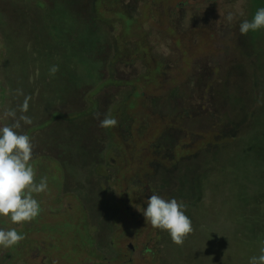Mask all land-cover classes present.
<instances>
[{
    "label": "rangeland",
    "instance_id": "374dc122",
    "mask_svg": "<svg viewBox=\"0 0 264 264\" xmlns=\"http://www.w3.org/2000/svg\"><path fill=\"white\" fill-rule=\"evenodd\" d=\"M90 2L0 0V84L6 92H0L6 96L0 106L2 126L12 123L3 117L8 109L31 118L30 125L21 122L17 131L28 135L33 145L35 182L47 177L48 184L45 192L33 194L41 212L31 222L15 225L0 216V229L15 228L24 237L11 248L0 246V264H204L201 252L190 249L196 241L193 224L202 218L197 208H185L193 231L184 252L176 250L166 231L147 225L142 211L152 194L186 204L195 203L201 193V205L208 206L211 198L202 181L193 196L194 190L180 191L178 179L202 157L204 169L199 172L209 175L207 181L216 180L218 174L210 177L209 148L232 144L241 134L229 123L237 111L225 114L219 108L221 114L213 115L210 123L205 112L198 115L203 99L192 108L182 98L175 112L168 106L176 107L179 99L168 93L191 88L202 75L208 88L218 90L227 82L237 96L240 90L246 94L259 69L231 48L235 38L228 28L241 24L242 14L235 11L239 4L144 0L132 3L139 15L132 21L120 9L125 1L96 0L94 16L106 23L105 30L90 14ZM176 2L187 3L185 23L183 18L177 27L169 24L168 15ZM253 5L250 2V12ZM192 13L196 24L188 22ZM208 13L207 18L198 17ZM230 13L234 19L229 23ZM148 24L166 33L169 47L162 58L154 57L149 47ZM261 30L256 40L264 43ZM53 65L59 69L55 75L49 72ZM228 67L232 76L226 79L223 70ZM261 74L264 85V70ZM261 96L264 99V86ZM25 97H31L29 108L20 113ZM109 114L118 125L103 129L100 121ZM226 152L221 148V154ZM94 201L98 208L88 210ZM255 205L261 210L247 213L258 234L264 229V212L259 202ZM194 215H199L196 220ZM93 223L99 225L95 245ZM202 225L208 227L210 221L203 218Z\"/></svg>",
    "mask_w": 264,
    "mask_h": 264
},
{
    "label": "trees",
    "instance_id": "16d2710c",
    "mask_svg": "<svg viewBox=\"0 0 264 264\" xmlns=\"http://www.w3.org/2000/svg\"><path fill=\"white\" fill-rule=\"evenodd\" d=\"M95 1L91 0L88 7L91 11L90 14L95 19H98L94 16ZM122 1H125V4L120 8L121 11L126 17L134 21L139 15L135 4L132 3L144 2V0ZM250 2L254 4L252 6L254 11L252 12L248 9ZM236 3L239 6L235 7V11L242 14L241 23L245 20L251 21L256 11L264 8V0H236ZM185 5H187L186 2L171 3L168 14L171 26L177 27L179 24L181 26L183 18L185 23L186 18L183 17V6L185 7ZM195 15L194 13L191 14V17L188 19L189 23H198V18ZM209 15L208 13L204 15L205 17L199 15L198 17L204 19ZM98 21L104 25L105 30L108 29L106 23L101 22L99 19ZM228 32L234 34L235 39L231 45L233 52L237 55L243 54L245 57L250 58L251 63L255 64L259 69L253 75V78L250 79L251 86L248 87L246 94L240 90L241 92L237 96L236 93L238 91L234 94L232 92L233 88L227 82L218 90L208 88L206 86L207 78L206 76L202 77V75L201 77H195L191 88L183 87L180 91L178 88H173L168 93L169 98L176 96L179 99L178 102L176 101V107L174 104H169L168 106L170 110L175 112L178 111L177 106L183 104L182 98L192 108L196 100L203 99V110L198 112V115H201V112H205L211 121L210 123L213 122L211 119L213 115L221 114L219 108L224 110L225 114L234 108L237 111V113L232 112L236 119L232 117L234 121H230L229 123H235L241 134H237V139L232 144L227 142L225 147H221L219 143L211 145L213 149L209 148L210 152H212V173L210 177H216L218 174L217 178H221V180H217L216 178V180L207 181V176L209 175L205 176L203 171L199 172V169H204L205 160L202 157L195 158V162L192 161V165L188 171L186 170L187 166H185V176L178 179L180 191L184 188H187L188 192L194 190L191 193L193 196L195 193H198L197 191L202 189V184H200L202 181L204 186H206L204 193L211 198L206 202L208 206L205 204L201 205V193L200 196H197L199 198L195 199V203H183L187 208L191 207V210L197 208L202 213V218L198 219L200 223L195 221V224H193L194 229H196L193 235L196 241L195 245L190 249L192 253L194 251L195 253L201 252L199 256L205 261L204 264H249L250 258L259 256L260 249L264 247V229L256 234L248 222L249 216L247 213L248 209H256L255 211L259 212L260 208L255 205L258 202L261 204L262 211L264 212V146L262 145V142H264V99L261 96L264 85L260 80L263 78L261 73L264 70V43L263 40H256L260 38L262 30L250 31L246 36L240 34L239 27H234L232 30L228 28ZM146 33L150 40L149 47L153 48L152 50L155 52L154 57H164L169 47L165 31L157 30L152 24H148ZM168 52L170 51L168 50ZM172 56L169 53L168 57L171 58ZM232 67L235 68L237 65ZM232 67L224 68L223 73L226 79L232 76ZM96 68L97 66H93V71L96 72ZM204 68V66L200 67V69ZM2 91L6 94L3 86L0 84V92ZM203 91L204 93L208 91L209 95L202 98ZM5 98L6 96L0 94V106L3 104ZM197 106L199 107V105ZM188 110L190 109L184 110V114H187ZM3 120L0 117V126H2ZM239 130L238 133L240 132ZM221 148H226L227 152L225 155L220 153ZM198 174L200 175L199 179L197 178ZM204 176L205 178H203ZM191 187L192 189H190ZM206 208L207 210L205 211ZM100 210L101 207L99 208ZM198 216L194 215L192 217L193 220H196ZM203 218H207L210 221L208 227L202 225ZM198 232L200 235H198ZM187 241L188 237L182 246L176 245V250H183L184 252L188 246ZM196 243L199 247H195ZM194 247L196 250L193 249Z\"/></svg>",
    "mask_w": 264,
    "mask_h": 264
},
{
    "label": "clouds",
    "instance_id": "9594fccd",
    "mask_svg": "<svg viewBox=\"0 0 264 264\" xmlns=\"http://www.w3.org/2000/svg\"><path fill=\"white\" fill-rule=\"evenodd\" d=\"M234 16H227L228 22H232ZM264 28V8L255 13L251 21L245 20L239 26L241 35L246 36L250 31L255 32ZM58 66L53 65L49 72L55 75ZM22 94V93H21ZM31 97H25L20 106V113H26ZM5 119L11 118L12 123L0 126V216L10 218L15 225L31 222L41 212L38 201L33 194L43 193L47 190V177L35 182V173L30 161L33 158V145L30 137L21 134V122L30 125L32 120L26 115L17 116L16 110L8 109L3 112ZM118 121L111 115H106L100 121L103 129L116 127ZM146 209L142 214L146 224L153 229L166 231L172 242L182 246L193 231L192 222L185 214L186 206L176 199L166 200L158 194H152L145 202ZM24 237L18 234L15 228L9 230L0 229V246L11 248L22 241ZM249 264H264V247L260 249L259 256L250 258Z\"/></svg>",
    "mask_w": 264,
    "mask_h": 264
},
{
    "label": "flooded vegetation",
    "instance_id": "af4514ba",
    "mask_svg": "<svg viewBox=\"0 0 264 264\" xmlns=\"http://www.w3.org/2000/svg\"><path fill=\"white\" fill-rule=\"evenodd\" d=\"M97 198H98V197H97ZM97 198H96V196H93L92 200L97 199ZM97 204H98V202L95 203V201H94V203H93L94 206H90V207L88 208V210L91 211L92 208H93V209L98 208V207H97V206H98ZM95 205H97V206L95 207ZM98 210H99V209H98ZM96 213H98V211H97ZM93 226H94V227L92 228V230H93L94 234H93L92 244L95 245V244H97L98 241H99V233H98V230H99V229H98V226H99V225H98V224L95 225V223H93ZM2 264H5V262H3Z\"/></svg>",
    "mask_w": 264,
    "mask_h": 264
}]
</instances>
